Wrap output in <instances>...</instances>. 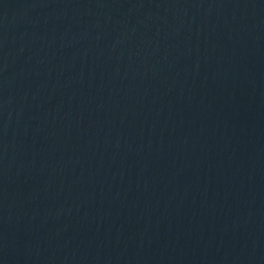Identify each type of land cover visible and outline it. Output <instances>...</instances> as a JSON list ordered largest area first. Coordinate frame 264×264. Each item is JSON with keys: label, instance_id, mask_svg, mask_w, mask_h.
Returning <instances> with one entry per match:
<instances>
[{"label": "water", "instance_id": "1", "mask_svg": "<svg viewBox=\"0 0 264 264\" xmlns=\"http://www.w3.org/2000/svg\"><path fill=\"white\" fill-rule=\"evenodd\" d=\"M0 264H264V0H0Z\"/></svg>", "mask_w": 264, "mask_h": 264}]
</instances>
